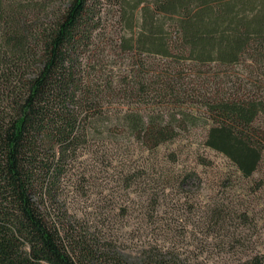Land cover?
Segmentation results:
<instances>
[{"label":"trees","instance_id":"trees-1","mask_svg":"<svg viewBox=\"0 0 264 264\" xmlns=\"http://www.w3.org/2000/svg\"><path fill=\"white\" fill-rule=\"evenodd\" d=\"M198 121L237 177L263 167L264 0H0V264H190L154 231L196 173L175 198L147 168Z\"/></svg>","mask_w":264,"mask_h":264},{"label":"rangeland","instance_id":"rangeland-1","mask_svg":"<svg viewBox=\"0 0 264 264\" xmlns=\"http://www.w3.org/2000/svg\"><path fill=\"white\" fill-rule=\"evenodd\" d=\"M177 130V140L159 148L161 153L158 152L157 165L148 167L147 171L149 177L157 178L158 183L164 185L159 187L163 192L175 197L177 186L170 178L183 170H194V180L185 185L192 195L188 201L190 212L176 206L177 209H174L169 203L167 214L159 217L161 228L154 231L155 237L162 244L175 248L190 264H234L250 249L264 251V165L249 180L239 178L233 174L226 158L204 147L203 121ZM171 150L177 155L174 161L165 156L161 158L160 154ZM147 154L144 152L143 157ZM199 157L206 163H200ZM160 168L166 170L164 177L159 173ZM158 203L162 205L166 201L159 199ZM215 203L222 204L229 215L224 219L220 231L203 225L205 210ZM243 210H246L247 217L242 220L238 213ZM121 233L122 237L131 236L122 227ZM135 236L132 242H137L138 234ZM227 240L231 242L225 243ZM132 242L128 241V244Z\"/></svg>","mask_w":264,"mask_h":264}]
</instances>
